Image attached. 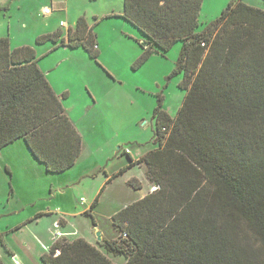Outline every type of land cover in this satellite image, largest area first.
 Listing matches in <instances>:
<instances>
[{
    "label": "trees",
    "instance_id": "trees-1",
    "mask_svg": "<svg viewBox=\"0 0 264 264\" xmlns=\"http://www.w3.org/2000/svg\"><path fill=\"white\" fill-rule=\"evenodd\" d=\"M203 2L124 0L122 17L150 43L138 67L182 42L175 74L187 94L174 118L159 104L156 148L136 162L126 153L131 164L111 179L145 165L158 187L113 216L120 237L95 246L65 235L44 264H264V10L231 0L198 33ZM50 40L100 55L85 18L68 41L55 33L38 43ZM20 139L52 174L73 168L83 151L35 49L0 37V151ZM99 198L85 213L95 227Z\"/></svg>",
    "mask_w": 264,
    "mask_h": 264
},
{
    "label": "rangeland",
    "instance_id": "rangeland-1",
    "mask_svg": "<svg viewBox=\"0 0 264 264\" xmlns=\"http://www.w3.org/2000/svg\"><path fill=\"white\" fill-rule=\"evenodd\" d=\"M230 2L204 0L197 32L203 33ZM243 2L264 10L263 0ZM123 10L124 0H0V37L9 38L12 49H35L51 86L61 96L66 94L64 104L86 146L71 170L54 175L35 159L23 140L0 151L2 264H44L43 256L67 231L78 238L97 240L92 219L83 213L99 195L93 213L97 227L104 239L119 238L113 214L154 186L147 179L145 166L127 170L111 184L105 172L114 177L128 167L120 148H130L135 157L138 145L143 153L155 148L154 111L160 103L176 117L187 94L179 87L184 75L175 74L183 43H176L166 55L153 53L138 67L145 39L119 16ZM81 18L97 36V59L83 47L64 48L61 41L38 43L39 38L55 33L67 39ZM133 179L142 189L129 184ZM62 218H67L68 224L64 225Z\"/></svg>",
    "mask_w": 264,
    "mask_h": 264
},
{
    "label": "crops",
    "instance_id": "crops-1",
    "mask_svg": "<svg viewBox=\"0 0 264 264\" xmlns=\"http://www.w3.org/2000/svg\"><path fill=\"white\" fill-rule=\"evenodd\" d=\"M123 13H124V10H123V12H122V14L121 15H119V16H121L122 17V15H123ZM125 20V19H124ZM126 21V20H125ZM127 23H129L128 21H126ZM130 24V23H129ZM77 25V24H76ZM130 25H132V24H130ZM133 26V25H132ZM134 27V26H133ZM135 28V27H134ZM137 29V28H136ZM138 30V29H137ZM139 33L142 35V37L145 39V41H148L147 40V38L139 31ZM68 37H69V34H68ZM67 41H68V38L66 39ZM98 41V40H97ZM64 48H70V47H65V46H63ZM143 47V46H142ZM59 48V47H58ZM57 49V48H56ZM70 49H72V48H70ZM76 49H79V48H75V49H72V50H76ZM98 49L100 50V46H99V43H98ZM40 61V60H39ZM54 89V88H53ZM56 92V91H55ZM58 94V93H57ZM62 99H63V105H64V107H65V109H66V113H67V115L70 117V114L68 113V108H66V106H65V104H64V100L66 99V98H64L63 96H61L60 94H58ZM70 119H71V121L73 122V124L75 125V127H76V129L78 130V132L81 134V132H80V130L78 129V127H77V124H76V122L75 121H73V119L70 117ZM82 136V135H81ZM82 139H83V137H82ZM23 139H20V140H18V141H22ZM24 141V140H23ZM17 142V141H16ZM16 142H14V143H16ZM152 142H153V144H154V146H155V148H156V144H155V137L153 138V140H152ZM11 145H13V143L11 144ZM10 146V145H9ZM8 147V146H7ZM138 155H137V157H135L134 155H133V152L131 151V149L130 148H120V150H119V153H120V155L121 156H126L127 157V159H128V161H127V164H128V166L131 164V161L129 160V157L131 158V159H133V161L134 162H136V161H139L140 159H142L146 154H148V153H143V151L140 149V147H141V145H138ZM6 148V147H5ZM154 148V149H155ZM126 150H129L130 151V153H129V157H128V155H126ZM85 151H86V146H85V143H84V140H83V151H82V154H81V156L79 157V159L77 160V162H76V164L80 161V159L83 157V155H84V153H85ZM152 151V150H151ZM36 159V158H35ZM37 160V159H36ZM38 161V160H37ZM39 162V161H38ZM41 165H43L44 167H45V169H46V166L43 164V163H41V162H39ZM75 164V165H76ZM141 166H145V165H136L135 167H133V168H131V169H128V170H132V169H134V168H136V167H141ZM146 167V166H145ZM147 168V167H146ZM72 169V168H71ZM70 169V170H71ZM46 171H47V169H46ZM69 171V170H68ZM48 172V171H47ZM67 172V171H66ZM127 172V171H126ZM49 173V172H48ZM65 173V172H64ZM49 174H52V173H49ZM61 174H63V173H61ZM126 174V173H125ZM125 174H123V175H125ZM54 175V174H53ZM105 175H106V180H107V182H110L109 184H111V183H113V182H115L119 177H122L123 175H120L119 177H117V178H115V179H113V180H111L113 177L111 176V175H107V173L105 172ZM117 175V174H116ZM115 176V175H114ZM83 178V177H82ZM133 180H136V179H133ZM146 196V194L144 195V196H142L139 200H141L142 198H144ZM138 201V200H137ZM81 203L82 204H85L86 203V200L85 199H82L81 200ZM129 205V204H128ZM128 205H125L124 207H122V208H125L126 206H128ZM91 207H89V208H86V211H88L89 209H90ZM86 211L83 213V215H85V213H86ZM95 212V211H94ZM117 212H115L113 215H115ZM65 216H69L67 213H65L64 214ZM40 217H37L36 219H34L33 221H36L37 219H39ZM64 221H63V224L64 225H66V224H68V220H67V218H62ZM32 222V221H31ZM99 228V227H98ZM100 230V229H99ZM66 232V231H65ZM67 234H72L73 232H66ZM66 234V235H67ZM69 237H71V235L69 236ZM82 238H84V237H82ZM84 239H86V238H84ZM89 243H91V244H93V245H95V246H97V240H95V241H93V239H86ZM7 251V250H6ZM8 252V251H7ZM10 252H11V254H12V251L10 250ZM9 253V252H8ZM10 254V253H9ZM10 254V255H11ZM12 256H14L13 254H12Z\"/></svg>",
    "mask_w": 264,
    "mask_h": 264
},
{
    "label": "water",
    "instance_id": "water-1",
    "mask_svg": "<svg viewBox=\"0 0 264 264\" xmlns=\"http://www.w3.org/2000/svg\"><path fill=\"white\" fill-rule=\"evenodd\" d=\"M142 45L144 46V47H149L150 46V43L148 42V41H144L143 43H142ZM95 232H96V235H97V241L99 242V243H102L103 241H104V238H103V234H102V232L99 230V228L98 227H95ZM18 258H16V260H17Z\"/></svg>",
    "mask_w": 264,
    "mask_h": 264
},
{
    "label": "built area",
    "instance_id": "built-area-1",
    "mask_svg": "<svg viewBox=\"0 0 264 264\" xmlns=\"http://www.w3.org/2000/svg\"><path fill=\"white\" fill-rule=\"evenodd\" d=\"M46 13H49V10H48V9H46ZM203 46H204V44H203ZM126 153L129 154L130 151H129V150H126ZM157 189H158V187H152V188H151V191H152V192H155ZM64 236H65V235H64ZM64 236H61V237L58 238V239H62ZM60 255H61V251H60V250H57L55 256H60Z\"/></svg>",
    "mask_w": 264,
    "mask_h": 264
}]
</instances>
